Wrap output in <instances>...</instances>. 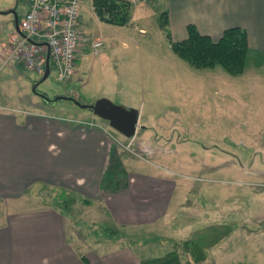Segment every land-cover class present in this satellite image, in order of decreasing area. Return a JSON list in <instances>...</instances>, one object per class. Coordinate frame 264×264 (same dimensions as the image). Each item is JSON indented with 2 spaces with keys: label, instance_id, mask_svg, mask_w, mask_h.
<instances>
[{
  "label": "rangeland",
  "instance_id": "rangeland-1",
  "mask_svg": "<svg viewBox=\"0 0 264 264\" xmlns=\"http://www.w3.org/2000/svg\"><path fill=\"white\" fill-rule=\"evenodd\" d=\"M26 8L25 0H0L3 34L14 31L13 9L20 20ZM80 11V46H86L76 59V76L82 79L60 81L52 65L37 90L49 97L69 94L83 103L105 96L135 107L136 134L125 137L66 100L47 105L31 88L41 75L29 69L24 107L73 118L88 115L92 125L102 121L114 130L122 169L175 182L165 220L150 232L125 229L127 235L116 243H131L140 264H264V56L248 54L244 71L236 75L219 64L196 68L173 52L152 8L124 25L96 19L89 2ZM97 39L102 44L95 50ZM26 195L30 199H19L17 207L67 211L79 248L107 246V237L120 229L106 219L99 200L87 202L76 192L45 184ZM12 207L0 203V223Z\"/></svg>",
  "mask_w": 264,
  "mask_h": 264
},
{
  "label": "crops",
  "instance_id": "crops-1",
  "mask_svg": "<svg viewBox=\"0 0 264 264\" xmlns=\"http://www.w3.org/2000/svg\"><path fill=\"white\" fill-rule=\"evenodd\" d=\"M88 2L92 8V0H83L80 10ZM130 2L128 22L137 13L146 14L151 8L153 13L166 11V28L174 41L187 37L190 23L213 39L219 38L228 27L240 26L247 33V56H264V0ZM25 3L28 8L29 1ZM92 15L98 19L93 8ZM12 24L11 34H3V28L0 29V203L13 205L3 212L0 223V264H140L131 243L117 244L116 241L127 235L125 229L135 233L150 232L148 229L164 219L175 182L134 169H122L111 139L114 130L102 121L91 125L86 123L92 118L88 115L76 114L73 118L72 115L26 109L24 78L27 68L22 62L8 60L9 39L17 33L14 22ZM78 31L82 36L80 25ZM85 46L86 43L80 46L76 59ZM76 59L71 79H82L76 76L80 70ZM106 175L111 180L107 179L102 189ZM44 184L76 192L87 202L91 199L101 201L106 219L124 234L118 229L111 238L107 237L109 242L106 243L111 244L99 243L101 246L98 244L93 250L74 245L67 211L52 206L17 207L19 199H30L26 195L29 190H40Z\"/></svg>",
  "mask_w": 264,
  "mask_h": 264
},
{
  "label": "built area",
  "instance_id": "built-area-1",
  "mask_svg": "<svg viewBox=\"0 0 264 264\" xmlns=\"http://www.w3.org/2000/svg\"><path fill=\"white\" fill-rule=\"evenodd\" d=\"M28 1V10L18 23L25 36L18 33L10 36L8 60L22 62L27 69L42 74L48 49L56 78L60 81L71 79L81 42L78 23L83 0ZM27 38L45 44L37 45ZM101 44V39L92 43L95 50Z\"/></svg>",
  "mask_w": 264,
  "mask_h": 264
},
{
  "label": "trees",
  "instance_id": "trees-1",
  "mask_svg": "<svg viewBox=\"0 0 264 264\" xmlns=\"http://www.w3.org/2000/svg\"><path fill=\"white\" fill-rule=\"evenodd\" d=\"M130 0H92V8L100 21L116 25L128 22ZM167 13L160 14V26L166 31L173 52L189 65L202 68L221 65L228 73L236 75L244 71L248 53V38L246 31L240 26H231L223 30L221 36L213 39L198 31L194 24L187 25V37L180 41L171 38L166 28ZM111 180L105 176L102 187ZM81 259L86 262L84 255Z\"/></svg>",
  "mask_w": 264,
  "mask_h": 264
},
{
  "label": "water",
  "instance_id": "water-1",
  "mask_svg": "<svg viewBox=\"0 0 264 264\" xmlns=\"http://www.w3.org/2000/svg\"><path fill=\"white\" fill-rule=\"evenodd\" d=\"M14 12V28L22 36H25L18 28V17L16 10ZM29 42L35 43L37 45H44V41H36L32 38H27ZM50 74V61H49V50L47 49L45 58V67L43 74L36 80L32 81V92L39 96L41 100L49 106H54L59 100H66L71 102L78 108L90 110L94 116H98L106 121H108L110 127L115 131L119 132L125 137H132L136 134L137 128L139 126V115L138 110L135 107H126L122 104H116L112 102L109 98L102 96L93 102L83 103L74 98L69 94H54L48 96L46 93L38 91L37 86L44 81Z\"/></svg>",
  "mask_w": 264,
  "mask_h": 264
}]
</instances>
